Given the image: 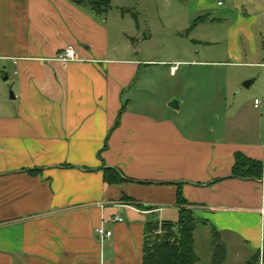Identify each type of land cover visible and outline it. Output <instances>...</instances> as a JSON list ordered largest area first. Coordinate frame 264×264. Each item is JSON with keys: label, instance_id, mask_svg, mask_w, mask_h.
Segmentation results:
<instances>
[{"label": "crops", "instance_id": "1", "mask_svg": "<svg viewBox=\"0 0 264 264\" xmlns=\"http://www.w3.org/2000/svg\"><path fill=\"white\" fill-rule=\"evenodd\" d=\"M220 4L193 0L190 10L198 24L219 27L208 37L223 34L215 54L228 60L190 63L231 69L195 98L203 108L195 122L181 117L178 95L150 113L126 99L143 67L157 62L140 59L126 25L116 23L125 11L0 0V67L15 96L5 88L0 102V264H143L147 225L178 223L179 192L197 221L198 264H213L216 233L222 264L256 256L261 264L264 170L261 179L232 173L238 153L264 167V109L255 108L264 101V0ZM68 47L77 60L61 62ZM249 80V90L262 82L237 99ZM105 168L122 182L107 183ZM100 227L113 233L103 243Z\"/></svg>", "mask_w": 264, "mask_h": 264}, {"label": "rangeland", "instance_id": "2", "mask_svg": "<svg viewBox=\"0 0 264 264\" xmlns=\"http://www.w3.org/2000/svg\"><path fill=\"white\" fill-rule=\"evenodd\" d=\"M215 1H221L225 8L229 7V0ZM192 3L193 0H111V15L126 12V20H116V23L126 25V30L133 38L131 41L134 48L141 52L140 59L157 62L154 66L143 67L127 94L126 99L131 100L136 111L150 113L155 106L166 105L172 95H178L186 104L181 117L186 121H203V117L199 115L203 111L202 103L196 107L195 98L202 96L207 83H211L215 77L220 76L222 72H230L226 70L231 69H225L221 65L190 63L194 60L205 63L228 61L224 56L215 54L217 50L225 47L223 34H219L218 39L208 37L210 32H218L219 27L214 23L198 24L195 18L191 17ZM112 22L111 19L110 23ZM172 65L176 66V76L171 74ZM4 73L5 70L0 67V102L5 88L9 92L7 98H10L12 93L10 82L5 81ZM261 82L262 80H259L251 90L246 89L243 83L240 89L242 95L237 99L244 98L245 94L251 95ZM230 100V103L235 102L231 96ZM175 101L178 100H173ZM251 101H254V98ZM201 253L204 257L207 256L203 245Z\"/></svg>", "mask_w": 264, "mask_h": 264}, {"label": "trees", "instance_id": "3", "mask_svg": "<svg viewBox=\"0 0 264 264\" xmlns=\"http://www.w3.org/2000/svg\"><path fill=\"white\" fill-rule=\"evenodd\" d=\"M70 1L98 15L105 14L111 8L110 0ZM118 125L119 121L116 127ZM263 170L262 162L251 160L238 153L232 176L240 179H261ZM103 173L105 181L109 184H119L123 180L120 174L113 169L105 168ZM178 204L183 207L178 223H165L162 227V234H157L158 223L147 225L143 264H198L199 258L194 251V231L197 221L193 213L185 208L187 202L180 192ZM215 245L213 264H221L226 258V248L221 244L217 233L215 234ZM257 263V256L249 262V264Z\"/></svg>", "mask_w": 264, "mask_h": 264}, {"label": "built area", "instance_id": "4", "mask_svg": "<svg viewBox=\"0 0 264 264\" xmlns=\"http://www.w3.org/2000/svg\"><path fill=\"white\" fill-rule=\"evenodd\" d=\"M220 5H222V4H220ZM58 59L61 62H64V63L76 61L77 60V55H76L75 49L73 47H68L67 49H65L60 54ZM173 71L175 72L176 68ZM255 108H257V109L258 108H263L264 109V101L263 100H256L255 101ZM114 221L115 222H122L123 220L121 218H119V217H116L114 219ZM95 234H96L98 240L100 241V243H103L106 240H109L113 236V233L111 231L107 230L104 227L97 228L95 230ZM157 234H162V229L161 228L157 231ZM261 258H262L261 264H264V253L263 252L261 254Z\"/></svg>", "mask_w": 264, "mask_h": 264}, {"label": "water", "instance_id": "5", "mask_svg": "<svg viewBox=\"0 0 264 264\" xmlns=\"http://www.w3.org/2000/svg\"><path fill=\"white\" fill-rule=\"evenodd\" d=\"M7 79V78H6ZM255 80H249L247 82L244 83V87L245 88H249L253 83H254ZM11 99H15V96L13 95V93H11ZM170 107L175 109V110H178L179 109V103L178 102H172L170 104Z\"/></svg>", "mask_w": 264, "mask_h": 264}]
</instances>
